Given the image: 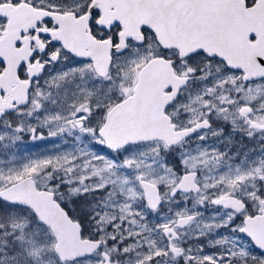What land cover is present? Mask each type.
<instances>
[{
  "label": "snow or ice",
  "instance_id": "snow-or-ice-1",
  "mask_svg": "<svg viewBox=\"0 0 264 264\" xmlns=\"http://www.w3.org/2000/svg\"><path fill=\"white\" fill-rule=\"evenodd\" d=\"M0 264H264V0H0Z\"/></svg>",
  "mask_w": 264,
  "mask_h": 264
},
{
  "label": "rangeland",
  "instance_id": "rangeland-1",
  "mask_svg": "<svg viewBox=\"0 0 264 264\" xmlns=\"http://www.w3.org/2000/svg\"><path fill=\"white\" fill-rule=\"evenodd\" d=\"M38 143H41L42 144L43 142H38Z\"/></svg>",
  "mask_w": 264,
  "mask_h": 264
}]
</instances>
